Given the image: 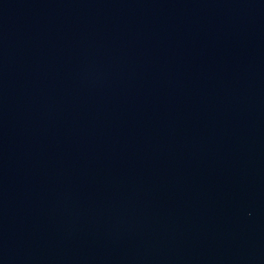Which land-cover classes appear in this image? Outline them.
<instances>
[{"label": "water", "instance_id": "obj_1", "mask_svg": "<svg viewBox=\"0 0 264 264\" xmlns=\"http://www.w3.org/2000/svg\"><path fill=\"white\" fill-rule=\"evenodd\" d=\"M0 264H264V0H0Z\"/></svg>", "mask_w": 264, "mask_h": 264}]
</instances>
